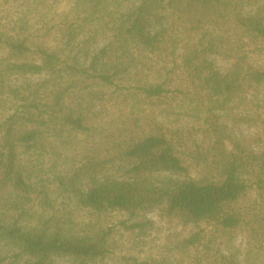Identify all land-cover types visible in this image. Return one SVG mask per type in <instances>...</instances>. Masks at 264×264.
Returning <instances> with one entry per match:
<instances>
[{"label":"rangeland","instance_id":"374dc122","mask_svg":"<svg viewBox=\"0 0 264 264\" xmlns=\"http://www.w3.org/2000/svg\"><path fill=\"white\" fill-rule=\"evenodd\" d=\"M134 2L108 0L103 11L89 16V7L84 0H0V31L20 34L34 52L42 47L64 49L63 57L77 56L85 68L89 67L91 58L113 40V31L104 24L112 18L110 13L115 12L114 17H119L132 8ZM259 6L264 7V0H251L246 2L244 11L252 12ZM71 24V29L78 33L77 40L75 45L66 47L65 35ZM158 25L150 21L148 32L154 33ZM229 28V25L222 28L210 23L201 30L188 31L177 50L169 46L163 56L168 59L171 53V60L174 57L181 64L189 45L205 49L211 43L225 41L223 47H228L232 30L224 31ZM189 36L192 39L186 44ZM203 57L213 61L223 73L235 63L233 58L221 53L207 52ZM12 58L6 47H0V125L5 123L7 130L9 117L17 113L13 126L15 133L35 127H41L45 133L41 148L30 149L15 141L16 168L26 184L32 186V193L21 200L13 195L9 204L0 202V215L10 218L18 212L10 209L14 208L11 204L18 203L20 210L25 211L21 221L29 227L41 225L52 216L65 228L80 229L89 223L96 227L112 226L111 252L91 264H140L144 261L157 264H264V188L257 186L259 178L264 177V83L225 103L217 98L210 101L205 91L197 93L193 88L191 92H179L174 88L161 99L148 98L138 88L155 80L148 70H132L117 78L115 84H106L95 77L72 81L63 74L65 94L62 104L65 108L83 109L90 130L82 133L62 123H50L49 118H43L47 125L25 120L23 95L31 91L44 102L52 101L53 96L41 85L47 78L46 73H7L6 67L14 61ZM27 58L38 59L36 53H30ZM249 61L256 67H264V51L251 53ZM181 69L180 66L173 87H180L186 78ZM9 86L19 88L21 96L11 93ZM38 87L41 88L39 91ZM219 127L226 128L223 135H231L232 139L217 137ZM156 131H164L176 141L191 167V176L197 180L220 177L226 151L240 153V163L251 186L244 197L226 208L228 213L239 218L236 227L225 228L210 220L188 224L177 219L170 221L162 217L159 207H153L139 216L149 222L147 225L142 229L127 228L122 224L128 219L127 213L118 210L102 215L92 213L78 204L71 189L59 183V176H72L77 170L82 180L74 187L84 190L95 187L94 179L99 183L129 181L133 176L130 170L138 160L123 157L122 148L130 138ZM4 136L5 129L0 134V147L7 143ZM235 143H240L243 151L237 149ZM87 162L92 166L80 170ZM146 175L154 182L180 177L152 169H148ZM40 196L47 198L42 200ZM195 234H199V240L190 244L188 240ZM19 252V249L0 242V253L8 257L6 264H26V257L15 256ZM54 264L76 262L62 256L56 257Z\"/></svg>","mask_w":264,"mask_h":264},{"label":"trees","instance_id":"16d2710c","mask_svg":"<svg viewBox=\"0 0 264 264\" xmlns=\"http://www.w3.org/2000/svg\"><path fill=\"white\" fill-rule=\"evenodd\" d=\"M84 2L89 7L90 16L103 11L108 0ZM246 2L251 0H135L133 7L119 17H114L115 12L110 13L112 18L104 24L113 31V40L95 54L89 67L85 68L77 56L63 57L64 49L42 47L34 52L27 39L20 34L0 31V47H6L14 58L6 67L7 73L47 74L41 85L53 99L44 102L31 91L23 95L21 100L24 101L22 112L25 120L47 125L43 118H49L50 123H62L78 132L90 130L83 109L63 107L65 87L62 81L65 74L72 81L95 77L106 84H115L117 78L124 77L132 70H148L155 80L138 87L148 98L161 99L174 88H178L179 92H191L193 88L197 93L205 91L210 101L216 98L225 103L236 100L254 86L264 83V67H256L249 61L251 53L264 51V7L245 12ZM150 21L159 24L154 33L147 30ZM210 23L222 28L229 25L230 28L224 31L232 30L228 47H223L225 41L211 43L205 49L197 45L186 46L181 64L174 57L171 60V53L168 59L164 58L163 54L171 47L177 50L188 31L201 30ZM71 28L72 24L65 35L66 47L76 44L78 33ZM190 39L189 36L186 44ZM207 52L225 54L235 63L228 72L223 73L213 61L203 57V53ZM30 53H36L38 59H26ZM180 66L186 78L182 77L184 82L180 87H173ZM37 89L39 91L41 88ZM9 90L21 96L19 88L11 87ZM16 114L9 117L7 130L5 123L0 125V134L5 129L4 138L7 141L0 147V202L3 205L9 204L13 195L21 200L32 193V186L26 184L16 168L15 141L30 149L41 148L44 142L45 132L41 127L15 133ZM218 129L217 137L222 136L221 140L232 139L231 135H223L226 128ZM235 145L243 151L240 143ZM226 154L220 177L197 180L191 176V167L176 141L164 131H156L130 138L122 148L123 157L138 160L130 170L133 176L129 181L108 180L99 183L94 179L95 187L84 190L74 187L82 180L78 170L72 176L61 175L58 180L62 186L71 189L80 206L92 213L102 215L117 210L127 213L128 219L122 221L127 228L142 229L147 225L149 222L139 219V216L153 207H159L162 217L170 221L177 219L188 224L210 220L219 222L225 228H233L240 220L228 213L226 208L244 197L251 185L240 163V153L226 151ZM87 166L90 168L92 165L87 162L80 170ZM148 169L171 172L180 177L154 182L146 175ZM257 186L264 188V177L259 178ZM40 197L42 200L47 198ZM15 204L12 203L14 208L10 209L18 210L16 214L13 213L10 218L9 215H0V242L19 249L15 256L26 257V264H54V259L62 256L71 257L76 264H91L111 252L112 226L96 227L89 223L80 229L65 228L52 216L41 225L29 227L21 221L25 211L22 212L18 203ZM198 236L192 235L189 243H197ZM7 260V255L0 253V264H6ZM140 264L157 263L144 261Z\"/></svg>","mask_w":264,"mask_h":264}]
</instances>
